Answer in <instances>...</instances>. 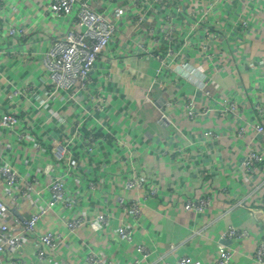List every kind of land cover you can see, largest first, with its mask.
<instances>
[{
    "label": "built area",
    "instance_id": "obj_1",
    "mask_svg": "<svg viewBox=\"0 0 264 264\" xmlns=\"http://www.w3.org/2000/svg\"><path fill=\"white\" fill-rule=\"evenodd\" d=\"M259 39L263 45L264 0H0V105H9L6 110L0 107V130L9 133L15 147L21 149L27 150L28 141L34 140L36 155L26 163L38 170L22 176L13 152L7 158L0 155V192L5 197H0V264H61L58 258L69 237L84 229L98 233L113 228L122 249H134L136 256L128 264H174L168 258L185 242L155 255L158 235L150 246L136 238L143 211L158 197L160 188L139 165L141 145L132 136L115 135L112 141L113 149L121 152L117 163L125 166L128 174L118 179L126 191L146 188V193L119 202L123 217L110 210L90 211L84 205L102 186L96 175L87 177L81 187L73 188L69 182L76 170L77 146L82 151L81 160L89 163L107 150L104 146L98 149V145L104 143L100 131L111 133L108 119L99 116L106 112L108 101L95 78L102 76L109 86L112 63H126L131 57L146 59L156 68L144 97L155 106L162 123H172L165 114L164 106L168 105H182L190 120L217 115L243 121L227 133L230 139L244 142L245 153L238 166L241 176L237 178L242 182L264 167V141L261 144L258 140L264 139V51L256 58L245 57L248 46ZM39 62L41 66H35ZM21 65L35 70L31 79L21 81L16 75ZM249 70L260 74L258 80L244 85V71ZM218 77L235 81V87H247L252 95L247 99L249 108L240 106L245 104L234 91L215 82ZM156 87L169 91L156 97ZM188 87L191 93H186ZM82 97L85 102H81ZM22 105L35 111L44 109L49 114L47 120L58 121L60 134L50 135L47 147L34 136L30 139ZM67 105L81 110V115L72 118L70 134L65 131L68 122L62 115ZM247 111L253 114L252 122L244 118ZM183 136L186 145L160 150L157 155L171 156L181 163L188 149L205 150L201 144L222 137L211 128L200 133L203 143ZM107 180L114 186L120 182L111 176ZM259 189L256 186L254 192ZM224 191L229 193L227 188ZM31 195L36 205L16 212V205ZM212 200V194L204 192L185 199L183 209L205 214ZM258 204L264 206V196ZM236 205L243 206V202ZM52 213L61 224L58 230L45 225ZM249 236L247 229L229 225L218 239L213 264H232L235 247L228 241L240 242ZM30 241L34 249L26 255ZM82 255L85 264H124L119 260L120 252L106 256L83 250ZM252 258L256 264H264V236ZM175 264L198 263L181 255Z\"/></svg>",
    "mask_w": 264,
    "mask_h": 264
},
{
    "label": "crops",
    "instance_id": "obj_2",
    "mask_svg": "<svg viewBox=\"0 0 264 264\" xmlns=\"http://www.w3.org/2000/svg\"><path fill=\"white\" fill-rule=\"evenodd\" d=\"M259 41L260 39L254 41L253 46H248L246 59L256 58L264 51V44L261 45ZM38 64L40 65V62L35 66ZM155 68L156 65L149 60L131 57L126 63H112L110 70L113 79L109 86L106 85V79L102 76L98 75L95 78L97 87L102 89V94L108 101L106 112L99 116L108 119L107 123L111 133L106 134L100 131L99 137L104 139V143L98 145V149L104 146L107 150L97 154L89 163L81 160L82 151L80 152V147L77 146L79 149L76 147L78 149L76 170L69 178V182L73 188L81 187L87 177L92 178L96 175L100 180L99 185L102 184V186L84 205L90 208V211L110 210L116 217H123L122 211L118 209L119 202L142 197L146 193V188L143 191H126L121 182L128 175L127 168L117 163L121 152L118 153L113 149L112 141L115 135H130L141 145L138 151L140 154L137 155L139 165L145 169L146 176L160 188L158 197L153 198L143 211L140 219L141 225L136 229L137 241L150 246L153 245L154 235H158L159 241L155 245V255L165 253L170 245L185 242L175 256L168 258L169 261L175 264L179 256L188 255L198 264H213L217 255L216 245L221 233L229 225H233L247 229L250 236L240 242L228 241L229 245L235 247L231 263L256 264L252 255L256 245L264 236V206L258 204L264 196V167L242 182L237 179L241 176L238 166L245 153L244 142L232 140L227 136L231 128L242 126L243 121L217 115L190 120L182 105H168L167 108L164 106L165 114L172 123H162L155 106L147 102L144 97ZM11 70L13 69L10 68L8 72L13 78L15 74ZM34 73L35 70L30 68V65L28 67L21 65L16 71L21 81L31 79ZM259 74V71H244L242 79L244 85L252 80H258L256 77ZM215 82L222 83L225 89L227 87L234 91V95L245 104L240 106L244 109L249 108L247 99L252 95L247 87H235V81L225 82L220 77L216 78ZM185 90L186 93L192 92L189 87ZM168 91V88L161 91L156 87L154 95L157 97L159 94L163 97L162 94ZM82 98L81 102H85V97ZM201 100L204 104L203 97ZM86 105L89 103L86 102ZM0 107L6 110L9 105H0ZM22 108L25 109L22 113L24 120L29 121L28 133L31 140L34 136L47 147V138L50 135L59 136L58 121L47 120L49 114L46 110L35 111L28 105H22ZM62 115L68 122L65 131L70 134L72 118L81 115V110L76 105H67ZM244 118L248 122L254 119L249 111L246 112ZM209 128L216 130L222 136L217 140L218 142L203 143V140H200V133ZM183 133L194 143H203L201 145L205 147V150L198 147L188 149L186 159L181 163L176 162L171 156L157 155L160 150L171 149L175 145H186ZM249 134H251L250 131ZM258 140L261 144L264 141L263 137H258ZM34 145L33 140L28 141L27 150L15 147L11 135L0 130V155L7 158L13 152L18 157L16 168L22 176H30L38 171L37 166L34 168L26 163L32 160L33 155H36ZM107 163L109 166H105ZM204 172H209L205 179L202 177ZM104 175L115 177L120 182L114 186L108 182V177H103ZM256 186L260 189L254 192ZM224 188H227L229 193H225ZM204 192L211 193L213 197L212 205L207 213L198 215L183 209L185 199L197 197ZM0 197L5 198L1 192ZM237 201H242L243 206L236 205ZM35 205L34 197L31 195L16 205L18 207L16 212H25ZM45 225L50 229L61 228L56 213L48 217ZM114 231L115 228L98 233L81 230L78 236L68 238L66 246L64 245L61 249L59 262L61 261V264H85L83 250L86 253L93 250L106 256L120 252L119 260L128 264L136 256L134 249L132 247L122 249ZM33 249V242L30 241L26 244L24 253L27 255L33 252Z\"/></svg>",
    "mask_w": 264,
    "mask_h": 264
},
{
    "label": "water",
    "instance_id": "obj_3",
    "mask_svg": "<svg viewBox=\"0 0 264 264\" xmlns=\"http://www.w3.org/2000/svg\"><path fill=\"white\" fill-rule=\"evenodd\" d=\"M159 106H161L160 103H159Z\"/></svg>",
    "mask_w": 264,
    "mask_h": 264
}]
</instances>
